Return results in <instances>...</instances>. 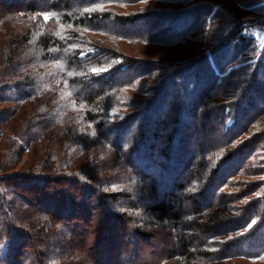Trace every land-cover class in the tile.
Listing matches in <instances>:
<instances>
[{
    "label": "trees",
    "instance_id": "trees-1",
    "mask_svg": "<svg viewBox=\"0 0 264 264\" xmlns=\"http://www.w3.org/2000/svg\"><path fill=\"white\" fill-rule=\"evenodd\" d=\"M3 41L0 264H80L84 203L152 264H264V0H0Z\"/></svg>",
    "mask_w": 264,
    "mask_h": 264
},
{
    "label": "rangeland",
    "instance_id": "rangeland-1",
    "mask_svg": "<svg viewBox=\"0 0 264 264\" xmlns=\"http://www.w3.org/2000/svg\"><path fill=\"white\" fill-rule=\"evenodd\" d=\"M23 23L26 24L23 21L17 22V24H21L22 26ZM257 34L259 35L258 32ZM113 41L115 40L113 39ZM5 43L6 41H3V44L0 45V67L5 66V64L9 61V47L6 46ZM120 44H122V46L125 47L129 53L135 55H139L137 52L138 48L140 50L142 49L138 46H125L122 42H120ZM91 52L95 51L89 50L86 53H83L82 56ZM45 110V105H42L39 109L40 112H44ZM188 140L189 144H191L195 139L190 137ZM72 143L73 137L72 134H69L66 139V144L68 146ZM25 160L18 165L17 169L23 166ZM50 186V191L49 189L43 188L40 189L42 191L38 192L39 199L34 206L35 211L41 212L47 210V205L44 204L46 199H49V203H54L58 202L56 200L60 198L59 202L61 204L63 203L65 205L67 203L66 191H62V189L60 192H55L53 189L54 184ZM69 191L71 192L72 190L69 189ZM85 204L86 203L74 206L73 216L67 218V220L72 222L73 225L75 224V230L78 231L79 234L81 233L80 237L82 241L79 243L77 240V245L75 243V246L72 247L73 253L76 255L75 257H78L77 259H81L80 261H82L80 264H92L93 262L94 264L95 262L96 264H100L101 261H105V263L109 262V264H126L123 262L125 256H128L130 264H152L158 257H161L163 254V248L169 243V237L163 230H160L149 239H140L137 243H133L137 247L134 249L131 246L132 244L128 246V236L120 230L117 224L113 221L103 222L100 212L97 210H91L90 212L89 207ZM56 206L59 207L57 203ZM39 208L41 211H38ZM49 211L50 210L48 209L47 212ZM23 245L26 247L29 246V244L26 243ZM92 247H94V250H90ZM232 262H235V264H245L246 261L243 259H233V261L228 264H232Z\"/></svg>",
    "mask_w": 264,
    "mask_h": 264
}]
</instances>
